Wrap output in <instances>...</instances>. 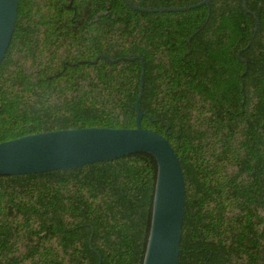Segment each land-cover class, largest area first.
<instances>
[{
    "label": "trees",
    "instance_id": "trees-1",
    "mask_svg": "<svg viewBox=\"0 0 264 264\" xmlns=\"http://www.w3.org/2000/svg\"><path fill=\"white\" fill-rule=\"evenodd\" d=\"M246 4L18 0L0 64V141L135 126L142 66L130 57L140 54V122L164 134L184 171L179 264H264V0ZM154 182L139 154L0 174V264H141Z\"/></svg>",
    "mask_w": 264,
    "mask_h": 264
},
{
    "label": "water",
    "instance_id": "water-1",
    "mask_svg": "<svg viewBox=\"0 0 264 264\" xmlns=\"http://www.w3.org/2000/svg\"><path fill=\"white\" fill-rule=\"evenodd\" d=\"M125 1L131 7L145 11L184 10L210 2L198 0L186 5L149 7ZM243 4L250 11L246 0ZM17 10L18 0H0V64L9 49ZM99 56L105 57L101 53L93 61ZM134 57L139 58L142 66L135 100V126L67 127L1 140L0 174L91 169L137 154L153 161L155 182L141 264H179L186 198L184 171L174 147L164 134L144 127L140 122L143 115L139 98L143 92L144 58L140 54L130 58Z\"/></svg>",
    "mask_w": 264,
    "mask_h": 264
}]
</instances>
